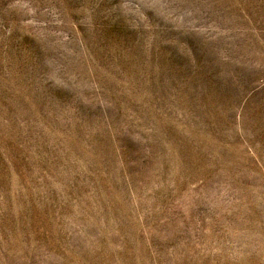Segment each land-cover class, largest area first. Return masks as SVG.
I'll return each mask as SVG.
<instances>
[{
  "label": "rangeland",
  "instance_id": "obj_1",
  "mask_svg": "<svg viewBox=\"0 0 264 264\" xmlns=\"http://www.w3.org/2000/svg\"><path fill=\"white\" fill-rule=\"evenodd\" d=\"M0 264H264V0H0Z\"/></svg>",
  "mask_w": 264,
  "mask_h": 264
}]
</instances>
